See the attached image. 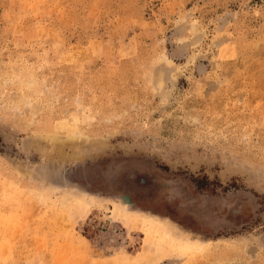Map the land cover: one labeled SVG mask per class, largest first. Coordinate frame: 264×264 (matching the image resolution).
I'll list each match as a JSON object with an SVG mask.
<instances>
[{"label":"rangeland","instance_id":"374dc122","mask_svg":"<svg viewBox=\"0 0 264 264\" xmlns=\"http://www.w3.org/2000/svg\"><path fill=\"white\" fill-rule=\"evenodd\" d=\"M0 264H264V0H0Z\"/></svg>","mask_w":264,"mask_h":264},{"label":"water","instance_id":"95a60500","mask_svg":"<svg viewBox=\"0 0 264 264\" xmlns=\"http://www.w3.org/2000/svg\"><path fill=\"white\" fill-rule=\"evenodd\" d=\"M118 202L120 204L126 205L130 210H137L134 203L131 202V200L126 196H121L118 198ZM139 210V209H138Z\"/></svg>","mask_w":264,"mask_h":264},{"label":"trees","instance_id":"16d2710c","mask_svg":"<svg viewBox=\"0 0 264 264\" xmlns=\"http://www.w3.org/2000/svg\"><path fill=\"white\" fill-rule=\"evenodd\" d=\"M142 181H148V178L146 176H140Z\"/></svg>","mask_w":264,"mask_h":264},{"label":"bare ground","instance_id":"6f19581e","mask_svg":"<svg viewBox=\"0 0 264 264\" xmlns=\"http://www.w3.org/2000/svg\"><path fill=\"white\" fill-rule=\"evenodd\" d=\"M124 211H126V209L125 208H123V207H121ZM126 212H128V211H126ZM123 213H125V212H123ZM129 213V212H128ZM125 214H127V213H125Z\"/></svg>","mask_w":264,"mask_h":264}]
</instances>
